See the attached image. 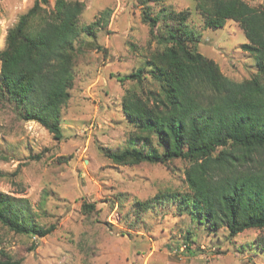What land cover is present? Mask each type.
<instances>
[{"label": "rangeland", "instance_id": "rangeland-1", "mask_svg": "<svg viewBox=\"0 0 264 264\" xmlns=\"http://www.w3.org/2000/svg\"><path fill=\"white\" fill-rule=\"evenodd\" d=\"M66 1L83 3L80 25L101 19V26L74 41L61 137L18 113L0 75V192L21 198L17 204L38 224L53 225L38 237L0 224L4 256L19 264H264V250L256 246L259 229L233 237L225 227L211 231L195 214L180 211L177 200L137 209V200L148 203L157 195L187 192V160L119 164L105 154L130 146L134 127L121 107L125 90L143 95L158 89L149 74L141 84L119 80L161 49L143 12L188 11L185 24L195 35L196 50L237 81L257 72L253 54L241 48L247 39L239 24L228 19L222 27H206L195 0ZM244 1L263 6L261 0ZM34 2L0 0V50L9 29ZM47 2L48 9L54 7L55 0ZM164 27L162 21L157 28Z\"/></svg>", "mask_w": 264, "mask_h": 264}, {"label": "trees", "instance_id": "trees-1", "mask_svg": "<svg viewBox=\"0 0 264 264\" xmlns=\"http://www.w3.org/2000/svg\"><path fill=\"white\" fill-rule=\"evenodd\" d=\"M256 8L244 0H195L206 27L236 21L247 39L241 45L253 54L257 72L245 80H232L218 65L198 52L195 35L185 24L188 11L143 12V21L161 49L120 81L139 84L149 74L158 89L143 95L126 89L121 100L125 118L134 127L130 146L105 154L119 164L189 162L184 171L185 193L157 195L148 203L175 201L211 231L225 227L228 236L256 228L262 231L256 246L264 250V0ZM35 0L6 36L0 50V75L5 95L25 120H34L55 138L61 137V108L72 83L74 41L80 33L92 35L96 19L80 25V1ZM106 11L103 12V14ZM173 20L168 23L167 18ZM165 27L160 29V22ZM167 25V26H166ZM156 27V33L153 32ZM21 198L0 192V224L17 233L48 234L25 214ZM17 201V202H16ZM92 209L93 204L83 203ZM0 264H19L0 250Z\"/></svg>", "mask_w": 264, "mask_h": 264}]
</instances>
